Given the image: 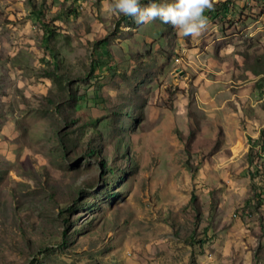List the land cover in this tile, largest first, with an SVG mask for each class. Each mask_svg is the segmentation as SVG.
Masks as SVG:
<instances>
[{
  "label": "rangeland",
  "instance_id": "1",
  "mask_svg": "<svg viewBox=\"0 0 264 264\" xmlns=\"http://www.w3.org/2000/svg\"><path fill=\"white\" fill-rule=\"evenodd\" d=\"M111 3L0 0V264H264V0Z\"/></svg>",
  "mask_w": 264,
  "mask_h": 264
},
{
  "label": "clouds",
  "instance_id": "2",
  "mask_svg": "<svg viewBox=\"0 0 264 264\" xmlns=\"http://www.w3.org/2000/svg\"><path fill=\"white\" fill-rule=\"evenodd\" d=\"M214 8V0H172L170 3H149L142 6L140 0H112L110 10L132 17L137 25L159 19L170 24L179 35L199 38L210 24L206 11Z\"/></svg>",
  "mask_w": 264,
  "mask_h": 264
},
{
  "label": "trees",
  "instance_id": "3",
  "mask_svg": "<svg viewBox=\"0 0 264 264\" xmlns=\"http://www.w3.org/2000/svg\"><path fill=\"white\" fill-rule=\"evenodd\" d=\"M155 0H150V2H154ZM227 10V8H225V11ZM38 13H40V12H38ZM123 17L125 18V19H129L130 17L129 16H125V15H123ZM103 50V49H102ZM103 55H102V51H96V52H94V54H93V58L95 59V61H97L98 62V64L96 65V66H100L101 64H104L105 63V61H104V59H103V57H102ZM71 96V95H70ZM76 99H79V100H81V99H83V96L80 94V93H78V94H76L75 96H74ZM91 119H93V117H90ZM96 121H97V118H94ZM62 141L63 142H65L64 141V139H62ZM65 144V143H64ZM65 146H66V144H65Z\"/></svg>",
  "mask_w": 264,
  "mask_h": 264
}]
</instances>
